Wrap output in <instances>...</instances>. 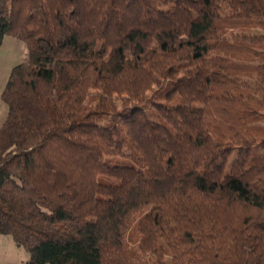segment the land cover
I'll list each match as a JSON object with an SVG mask.
<instances>
[{
    "label": "trees",
    "instance_id": "16d2710c",
    "mask_svg": "<svg viewBox=\"0 0 264 264\" xmlns=\"http://www.w3.org/2000/svg\"><path fill=\"white\" fill-rule=\"evenodd\" d=\"M6 35L26 264H264V0H0Z\"/></svg>",
    "mask_w": 264,
    "mask_h": 264
},
{
    "label": "rangeland",
    "instance_id": "374dc122",
    "mask_svg": "<svg viewBox=\"0 0 264 264\" xmlns=\"http://www.w3.org/2000/svg\"><path fill=\"white\" fill-rule=\"evenodd\" d=\"M26 57V47L23 42L6 35L0 46V126L6 115V106L1 100V92L7 81L11 69L24 61ZM134 225H132L133 227ZM134 237H127V242L132 245ZM27 252L15 246L8 235L0 234V264H26ZM154 262V257H150Z\"/></svg>",
    "mask_w": 264,
    "mask_h": 264
}]
</instances>
